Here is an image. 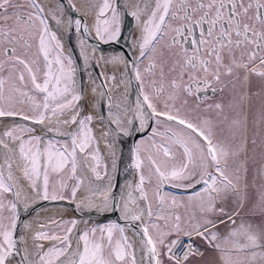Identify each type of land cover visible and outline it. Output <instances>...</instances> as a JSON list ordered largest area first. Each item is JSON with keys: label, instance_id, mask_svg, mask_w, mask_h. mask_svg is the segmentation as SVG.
Instances as JSON below:
<instances>
[{"label": "snow or ice", "instance_id": "obj_1", "mask_svg": "<svg viewBox=\"0 0 264 264\" xmlns=\"http://www.w3.org/2000/svg\"><path fill=\"white\" fill-rule=\"evenodd\" d=\"M0 264H264V0H0Z\"/></svg>", "mask_w": 264, "mask_h": 264}, {"label": "bare ground", "instance_id": "obj_2", "mask_svg": "<svg viewBox=\"0 0 264 264\" xmlns=\"http://www.w3.org/2000/svg\"><path fill=\"white\" fill-rule=\"evenodd\" d=\"M65 4H67V0H65ZM131 21L132 22L129 24V18H128V21L125 24L124 33H125L126 38H130V36L132 34H134V32H135V22L132 20V18H131ZM80 35L81 36L79 38H85L82 36V34H80ZM86 39L88 40L89 44L90 43L93 44V42L89 41L88 37H86ZM77 40H78V38H77ZM96 43H100V42L96 41ZM114 48L117 49V51H112V50H114ZM114 48L110 50V51H112L110 53L103 52L104 55L119 53L118 51H125L126 53H128L127 55L129 57H131V54H130L131 51L129 50L127 44L124 41H121L119 44L114 46ZM104 71H105V69L103 67H100V68L96 69L95 71H93L92 75L96 76V74L98 72H104ZM87 76H88V73H83V82H84L86 87L89 83ZM96 83H97V85H99V83H100L99 79H97ZM134 83H135V81H134ZM134 88H136V86H135V84H132V86L128 90L129 91V104H131L135 100L136 91L134 90ZM101 90H104V89H101ZM114 95H116L118 97L119 93H115ZM104 105L106 106V108H105L106 111L103 110V113L105 114V112H106V114H107L108 108H107V102L106 101H104ZM105 123H107L106 120H105ZM147 134L148 133L142 132L139 134H134L131 137L122 136V137L118 138L119 143L117 144V148H118L119 154L121 155V161L123 160L124 163L130 162V160H131L130 149L132 148V146L135 143H138V141L141 137H144ZM121 161H120V163H121ZM119 174H120V176H119ZM119 174L117 176V179L120 178L121 179L120 185H123L127 181H131L134 179L135 170L133 169V173L130 174L129 171L124 169L120 164L119 165ZM58 202H60V201H57V203L56 202H49V201L37 202L35 205L34 211H31L30 213H24L22 211L21 215L24 217V219L31 220V219H41V218L46 217L49 214L63 213V214H65V218L74 217V218H81L83 220H89V221L101 220L102 222H107L108 220H105V218L113 215L112 213H109V214H105L103 216L99 215L97 217H91L92 215L95 214V211L90 210V209H83L82 211H77V210H75V205L71 200H64V201H61V203H58ZM109 220H116V218H111ZM21 231H22V227H21ZM16 259L18 261L19 257H17Z\"/></svg>", "mask_w": 264, "mask_h": 264}, {"label": "water", "instance_id": "obj_3", "mask_svg": "<svg viewBox=\"0 0 264 264\" xmlns=\"http://www.w3.org/2000/svg\"><path fill=\"white\" fill-rule=\"evenodd\" d=\"M77 18H79V14H74L73 15V21L75 20V19H77ZM81 35L80 34H77V33H75V32H73L72 34H71V41H70V46L71 47H73V48H75L76 47V45H77V38H79ZM88 39H89V41H91V42H93V44H95V45H98L99 46V48L101 49V50H105V51H110L111 49H113L114 48V46H116L117 44H114V45H104V44H102V43H96V40L92 37V36H89L88 37ZM91 44V43H90ZM92 45V44H91ZM114 50H116L115 48H114ZM104 101H106L107 103H108V101H107V99L105 98V100ZM106 106L104 105V111H106ZM105 114H106V112H105ZM126 160V159H125ZM130 163H131V160H130V162L129 163H124V161L122 160L121 161V166L124 168V169H126V170H128L129 171V173L130 174H132L133 173V169H131L130 167H129V165H130ZM119 176H120V174H119ZM118 181H119V183L121 182V179L120 178H118ZM57 203V202H56ZM58 203H61V201L60 202H58ZM71 204V203H70ZM118 215H119V213H115V214H113V215H111V216H108L107 218H105V220H109V219H111V218H118ZM97 216H99V214H97L96 212H95V214L94 215H92L91 217H97Z\"/></svg>", "mask_w": 264, "mask_h": 264}, {"label": "rangeland", "instance_id": "obj_4", "mask_svg": "<svg viewBox=\"0 0 264 264\" xmlns=\"http://www.w3.org/2000/svg\"><path fill=\"white\" fill-rule=\"evenodd\" d=\"M122 2H123V0H122ZM132 21H131V18H129V24L131 23ZM103 52H106V53H110V52H112V51H117V49L116 50H112V51H105V50H102ZM118 52H123L124 54H128V53H126L125 51H118ZM130 54H131V52H130Z\"/></svg>", "mask_w": 264, "mask_h": 264}, {"label": "flooded vegetation", "instance_id": "obj_5", "mask_svg": "<svg viewBox=\"0 0 264 264\" xmlns=\"http://www.w3.org/2000/svg\"><path fill=\"white\" fill-rule=\"evenodd\" d=\"M133 84H135L134 81H133ZM135 86H136V85H135ZM134 90L136 91V88H134ZM147 135H148V134H147ZM147 135H146V136H147ZM146 136L141 137L140 139L145 138ZM140 139H139V140H140ZM138 142H139V141H138ZM198 243H199V241H198ZM212 255H214V254H212V253H207V254H206V256H212Z\"/></svg>", "mask_w": 264, "mask_h": 264}]
</instances>
